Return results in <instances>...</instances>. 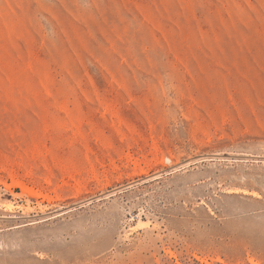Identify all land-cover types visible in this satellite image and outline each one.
<instances>
[{"label": "rangeland", "instance_id": "1", "mask_svg": "<svg viewBox=\"0 0 264 264\" xmlns=\"http://www.w3.org/2000/svg\"><path fill=\"white\" fill-rule=\"evenodd\" d=\"M0 264H264V0H0Z\"/></svg>", "mask_w": 264, "mask_h": 264}, {"label": "bare ground", "instance_id": "2", "mask_svg": "<svg viewBox=\"0 0 264 264\" xmlns=\"http://www.w3.org/2000/svg\"><path fill=\"white\" fill-rule=\"evenodd\" d=\"M142 173H143V171H142ZM11 178H12V177H11ZM11 187L19 188V189L22 191L23 194H28V195H30V196H34V197H38V196H39L38 193L33 192V191L27 189V188H26L21 182L16 181V180L14 179V177H13L12 180H11L10 188H11Z\"/></svg>", "mask_w": 264, "mask_h": 264}]
</instances>
